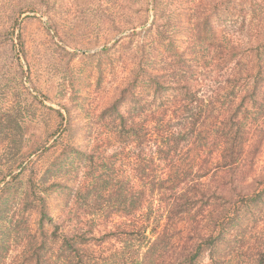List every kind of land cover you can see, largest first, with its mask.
<instances>
[{"label":"trees","instance_id":"1","mask_svg":"<svg viewBox=\"0 0 264 264\" xmlns=\"http://www.w3.org/2000/svg\"><path fill=\"white\" fill-rule=\"evenodd\" d=\"M42 1L0 0V28L18 29L21 15L40 11ZM167 1L138 0L141 9L133 13H149L152 20L130 26L129 39H139L126 43L117 59L128 79L103 113L99 163L89 182L74 189L72 203L52 218L49 194L60 177L40 163L66 130L68 113L56 110L66 120L51 143L24 155L28 139L22 135L17 151L0 164V221L18 233L9 234L17 238L12 249L9 238L0 237V264H200L206 249L213 261L225 226L241 209L236 202L263 195L261 188L227 200V185L211 189L208 180L231 174V183L244 185L264 142L263 24L245 9L246 0L207 8L202 0ZM254 2L264 4L247 3ZM170 6L175 11L167 16ZM5 117L0 114V149L10 137ZM85 155L94 163L92 151ZM87 213L93 214L91 227ZM113 214L119 217L113 230H97L96 222ZM259 235L254 264H264ZM161 241L168 247L159 248ZM115 243L121 248L110 251Z\"/></svg>","mask_w":264,"mask_h":264},{"label":"rangeland","instance_id":"2","mask_svg":"<svg viewBox=\"0 0 264 264\" xmlns=\"http://www.w3.org/2000/svg\"><path fill=\"white\" fill-rule=\"evenodd\" d=\"M38 1L42 0H34ZM225 1L202 0L200 6L207 8L214 3ZM42 2L40 11L25 12L21 15L22 22L18 29L6 26L0 28V114L6 116L3 126L10 128V137L2 145L7 147L0 149V164L6 163L10 153L17 151L16 146L21 142L22 135L28 142H24L26 144L20 153L26 155L39 144L51 143L56 137L55 131L60 123L65 124L63 120L68 119L66 130L62 125V136L54 145L48 147L40 162L42 167H51L50 170H55L56 175L60 177L61 185L52 188L49 194L50 214L54 219L67 202L72 203L73 191L78 184L83 179L86 183L89 182L88 177L99 163L102 150L99 146L102 135L100 132L105 131L103 127L107 124L103 113L118 97L129 75V71L120 72L121 66L117 64V59L126 43L136 45L139 39L135 35L129 39L130 26L140 27L146 20L148 21L145 24H149L152 18L148 16L149 13H133L135 9H141L138 0ZM247 2L248 0L245 9L258 15L264 28L263 2ZM165 3L168 4V1L165 0ZM165 10L166 15L171 14L175 7H166ZM219 13L223 17L227 15L225 11ZM50 16L53 21L47 20ZM0 21L3 22L2 18ZM51 23L55 24L54 30L49 25ZM17 34L18 39L15 41ZM181 38L179 37V40ZM104 46L110 47L108 52L102 51ZM56 110L69 115L62 120ZM71 146L76 148L71 150ZM91 151L94 163L86 160L85 154H90ZM258 152L254 166L247 169L244 185L237 181L231 183L232 175L225 174L208 178L210 188L214 189L219 183L227 185V200H238L237 194L242 197L244 192L264 188V184H258L259 179L264 177V142ZM253 157L254 154L251 159ZM29 175L24 174L22 180L25 181ZM244 200L236 202V205H241V209L225 226L212 255L214 260L209 258V249H206L200 264H254L259 234H264V192L254 200L250 197ZM223 201L219 199L218 203ZM87 212L90 211L87 209ZM92 215L85 214L86 226H92ZM33 217L35 218L34 215ZM99 222L97 230L107 232L118 224L119 217L113 214L110 218L100 219L96 223ZM3 224L0 221V237H8V246L12 249L17 238L9 234L18 233L6 231ZM103 234L96 232L94 235L100 237ZM145 235L152 238L162 234ZM172 235L182 238L190 234ZM161 242L159 248L168 247L166 242ZM107 246L109 245L106 244L105 247ZM121 246L122 244L115 243V246H110V251H117ZM180 249L182 247L176 251ZM14 254L12 251L8 256Z\"/></svg>","mask_w":264,"mask_h":264}]
</instances>
